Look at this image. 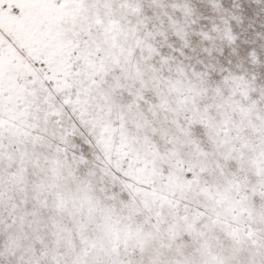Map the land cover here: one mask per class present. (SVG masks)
Returning a JSON list of instances; mask_svg holds the SVG:
<instances>
[{"label": "snow or ice", "instance_id": "snow-or-ice-1", "mask_svg": "<svg viewBox=\"0 0 264 264\" xmlns=\"http://www.w3.org/2000/svg\"><path fill=\"white\" fill-rule=\"evenodd\" d=\"M0 264H264V0H0Z\"/></svg>", "mask_w": 264, "mask_h": 264}]
</instances>
